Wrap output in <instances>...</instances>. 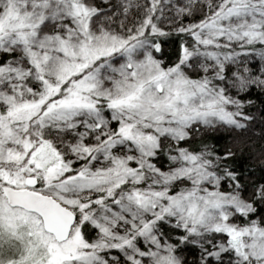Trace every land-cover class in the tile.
<instances>
[{"label":"snow or ice","instance_id":"obj_1","mask_svg":"<svg viewBox=\"0 0 264 264\" xmlns=\"http://www.w3.org/2000/svg\"><path fill=\"white\" fill-rule=\"evenodd\" d=\"M257 126L264 0H0V264H264Z\"/></svg>","mask_w":264,"mask_h":264},{"label":"trees","instance_id":"obj_2","mask_svg":"<svg viewBox=\"0 0 264 264\" xmlns=\"http://www.w3.org/2000/svg\"><path fill=\"white\" fill-rule=\"evenodd\" d=\"M166 55L171 56L172 50L166 49ZM260 132V127L257 126L251 131L240 134H233L232 137H224V140L232 139V146L238 155L241 150L245 154L246 162L258 163V158L261 152L264 151V139L256 135Z\"/></svg>","mask_w":264,"mask_h":264}]
</instances>
